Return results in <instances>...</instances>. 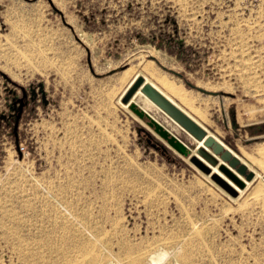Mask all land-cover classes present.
Segmentation results:
<instances>
[{
	"label": "rangeland",
	"instance_id": "rangeland-1",
	"mask_svg": "<svg viewBox=\"0 0 264 264\" xmlns=\"http://www.w3.org/2000/svg\"><path fill=\"white\" fill-rule=\"evenodd\" d=\"M148 62L180 107L264 117V0H0V264H264V163L215 168L232 194L168 147L122 102Z\"/></svg>",
	"mask_w": 264,
	"mask_h": 264
},
{
	"label": "crops",
	"instance_id": "crops-1",
	"mask_svg": "<svg viewBox=\"0 0 264 264\" xmlns=\"http://www.w3.org/2000/svg\"><path fill=\"white\" fill-rule=\"evenodd\" d=\"M181 107L183 109L181 108L180 109L183 112H185L191 119H193L199 126H201L207 132L208 135H211L217 142L221 143L225 148L229 149L228 146H231V148H233V149H229L232 152V154L235 155L240 160L241 163L245 164L247 171H251L253 173V177L250 180H246L245 177L243 176L244 183L252 181L254 178V171L248 169V163H253L254 161H258V162L261 161L262 163H264V139H263L264 117H261L260 119H257L255 121L251 120L245 123H239L237 119V115L240 114L241 112H238L240 110L237 108L235 111H233L231 119L227 120L226 122L222 121L221 123H219L218 116L227 115L226 105L224 102L220 105L218 104L217 108H214L212 112L201 110L200 108L195 107L193 105L191 107L190 106L188 107L186 106L184 101ZM239 107L242 108V106ZM254 109H255L254 105L246 103L243 112L249 113L251 117L253 115ZM257 109L258 111L262 109L261 114L262 115L264 114L263 107ZM221 111H223V113H221ZM141 117H145L148 119L147 121L148 125L153 127L154 130L159 134V136L166 141L168 147H171V149L177 152L180 156L184 158H188L189 161L191 156H196L209 168L212 167L211 173H216L214 169L219 168L220 164L222 163L226 164L225 162H223V160L220 158L219 155L214 154L210 148L204 146V139L202 140L196 139L187 131H185L181 126H179L176 122H174L171 118L170 119L173 121V123L177 125V127L182 131L184 135V139L182 140L176 137L175 135L169 133L167 130L165 129L164 130L167 132L168 137L170 136L175 137L183 145L184 147L183 152L176 149L168 141L167 138L163 137L158 132L155 125L152 124L153 119L149 118L148 114L143 113ZM255 139L257 140L255 141ZM200 147H204L210 154H212L216 158L217 164L213 165L208 161H206L205 159H203L202 157H200L197 153V150ZM236 175L240 179H243L242 175L238 174L237 172Z\"/></svg>",
	"mask_w": 264,
	"mask_h": 264
},
{
	"label": "water",
	"instance_id": "water-1",
	"mask_svg": "<svg viewBox=\"0 0 264 264\" xmlns=\"http://www.w3.org/2000/svg\"><path fill=\"white\" fill-rule=\"evenodd\" d=\"M140 90L149 100H151L161 111H163L169 118L181 126L185 131L191 134L198 140L204 139V146L210 148L214 154L220 156V158L226 164L222 163L219 165L221 170L227 177L233 180L240 187L243 186V181L230 169L233 168L235 171L244 176L246 180H250L253 177L251 171H247L245 164L241 163L240 160L232 154V152L225 148L221 143L217 142L211 135L199 126L193 119H191L185 112H183L177 105L165 97L159 90H157L150 83L145 82L142 76H137L128 86L127 90L122 96L123 103H129L133 94ZM130 108L140 117L143 115V111L135 107V104L130 105ZM152 124L155 125L158 132L179 151L183 152V145L173 136L168 137L167 132L155 121L152 120ZM200 157L215 165L217 164L216 158L210 154L204 147H200L197 150ZM190 161L197 166L200 170L206 174H210L211 179L218 183L228 192L234 194V190L229 183L224 180L218 173H211L210 168L204 164L196 156H191Z\"/></svg>",
	"mask_w": 264,
	"mask_h": 264
},
{
	"label": "bare ground",
	"instance_id": "bare-ground-1",
	"mask_svg": "<svg viewBox=\"0 0 264 264\" xmlns=\"http://www.w3.org/2000/svg\"><path fill=\"white\" fill-rule=\"evenodd\" d=\"M149 64H151V63H149L148 62V64L146 65V63H145V65L143 66L144 67V69H146L148 72H149V74L152 76V78L154 77L159 83H160V86L159 85H156L154 82H153V80L152 81H149L147 78H145V82H147V83H150L152 86H154L157 90H159L165 97H167L170 101H172L175 105H177V106H179L176 102H175V100L173 99V97H171L170 96V94H173V95H176V96H178L179 95V93H178V91H177V89L173 86V85H171L170 84V82H167L166 80H165V78H162L161 76H159V74L158 73H154V71H155V69H154V67H153V69H154V71L152 70V68L150 69V66H149ZM153 65V64H152ZM142 67V68H143ZM144 71V70H143ZM145 72V71H144ZM156 72V71H155ZM159 72V71H158ZM145 74V73H144ZM158 74V75H157ZM138 76V75H137ZM137 76H135V78L137 77ZM147 77V76H146ZM134 78V79H135ZM133 79V80H134ZM150 79V78H149ZM132 80V81H133ZM131 81V82H132ZM137 92H139V90L137 91ZM137 94V93H136ZM146 97V96H145ZM145 101L147 102V103H153L151 100H149L147 97L145 98ZM154 104V103H153ZM180 107V106H179ZM181 108V107H180ZM181 109H183V108H181Z\"/></svg>",
	"mask_w": 264,
	"mask_h": 264
}]
</instances>
